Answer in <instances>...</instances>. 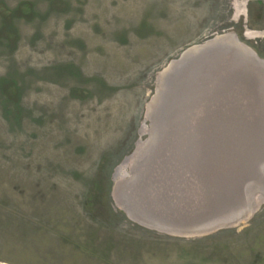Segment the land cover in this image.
Segmentation results:
<instances>
[{
	"label": "rangeland",
	"instance_id": "1",
	"mask_svg": "<svg viewBox=\"0 0 264 264\" xmlns=\"http://www.w3.org/2000/svg\"><path fill=\"white\" fill-rule=\"evenodd\" d=\"M233 42L264 60V0H0V264H264V70Z\"/></svg>",
	"mask_w": 264,
	"mask_h": 264
},
{
	"label": "water",
	"instance_id": "2",
	"mask_svg": "<svg viewBox=\"0 0 264 264\" xmlns=\"http://www.w3.org/2000/svg\"><path fill=\"white\" fill-rule=\"evenodd\" d=\"M227 40L209 41L204 45L193 46V47L187 49L181 55L179 60L172 62L167 67V69H165V71L161 75L160 87H159V90H158L157 95H156L155 100H154L155 106H156V104L159 106V108H160V105L162 106V108L159 109V111H160L159 115H165L167 113L173 114V112H174L173 108H174L175 103H177L178 98H179V94H175V90H174V88H176V87H174V85H175L174 79L176 78L175 75L177 73L179 74L180 71L186 69L187 67H190L188 65H191L195 59H200L202 56H204V54H206L210 50L227 44ZM233 43L236 44V46L239 48V50L242 53L241 56H239L240 58L242 57L241 58L242 62H245V58H246L247 61H250V63H252V65L250 64V66L251 67L253 66V68L255 69V71L257 73L260 72V73H258V75L259 76L262 75L263 70H264V60L259 59L255 55L254 52L248 50L247 48H245L244 46H242L238 42H233ZM210 52H212V51H210ZM201 62H203V61L201 60ZM184 78H185L184 81L188 84V82H190L189 80L192 77L190 76V74H187V76H185ZM252 79L254 81H256V83H258V86L260 85V82L262 83V85L264 84V79H261L260 77L259 78H257V77L253 78L252 77ZM192 93H193L192 95H194V96H192L193 98H196L195 96H200L203 94L202 89L200 91L195 90ZM184 95H186L185 91H183L182 96H184ZM177 96H178V98H177ZM159 117L160 116H158V122L160 121ZM259 128L262 130L261 131L257 130L258 133L260 135L261 134L264 135V130H263L264 125L260 126ZM242 211L226 210V212L224 214H222V215L220 214L218 217H216V218H214V219H212L206 223L199 224L197 226H194L193 228H189V229H187V232H185V233L188 235H195V234H202L203 235V234L209 233V232L214 231L218 228H221L222 225H229V224L236 222L237 220H239L241 218V215L243 214ZM244 212H246V211H244Z\"/></svg>",
	"mask_w": 264,
	"mask_h": 264
},
{
	"label": "bare ground",
	"instance_id": "3",
	"mask_svg": "<svg viewBox=\"0 0 264 264\" xmlns=\"http://www.w3.org/2000/svg\"><path fill=\"white\" fill-rule=\"evenodd\" d=\"M218 40H227L224 36H218L215 40H213V41H218ZM159 89V88H158ZM156 108H157V110L158 109H160L161 108V105H160V108H159V106L156 104ZM156 110V111H157ZM157 116V115H156ZM153 119V118H152ZM154 121H156V120H154ZM152 124H154V127L156 128V126H157V124L154 122V123H152ZM152 128V127H151ZM155 128H153V130H152V133H154V135H156V129ZM172 157H174L173 155H172Z\"/></svg>",
	"mask_w": 264,
	"mask_h": 264
}]
</instances>
